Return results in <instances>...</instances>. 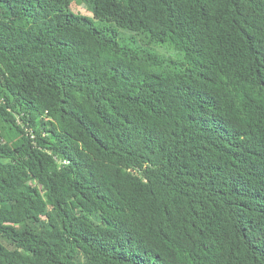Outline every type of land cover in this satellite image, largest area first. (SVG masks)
<instances>
[{
    "label": "trees",
    "instance_id": "trees-1",
    "mask_svg": "<svg viewBox=\"0 0 264 264\" xmlns=\"http://www.w3.org/2000/svg\"><path fill=\"white\" fill-rule=\"evenodd\" d=\"M0 264H264V0H0Z\"/></svg>",
    "mask_w": 264,
    "mask_h": 264
},
{
    "label": "rangeland",
    "instance_id": "rangeland-1",
    "mask_svg": "<svg viewBox=\"0 0 264 264\" xmlns=\"http://www.w3.org/2000/svg\"><path fill=\"white\" fill-rule=\"evenodd\" d=\"M72 9L75 12H78V13H81V14H85V15H90V13H88L87 10L84 7H82V6L78 5V4H72Z\"/></svg>",
    "mask_w": 264,
    "mask_h": 264
}]
</instances>
